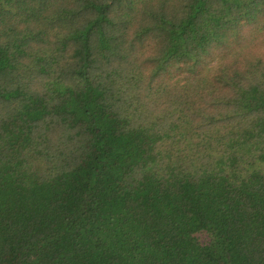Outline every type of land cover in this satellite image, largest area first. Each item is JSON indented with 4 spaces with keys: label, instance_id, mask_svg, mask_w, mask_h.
<instances>
[{
    "label": "trees",
    "instance_id": "trees-1",
    "mask_svg": "<svg viewBox=\"0 0 264 264\" xmlns=\"http://www.w3.org/2000/svg\"><path fill=\"white\" fill-rule=\"evenodd\" d=\"M0 264H264V0H0Z\"/></svg>",
    "mask_w": 264,
    "mask_h": 264
}]
</instances>
